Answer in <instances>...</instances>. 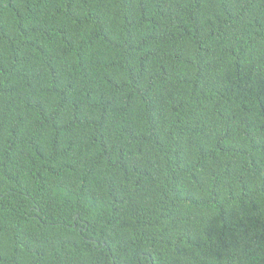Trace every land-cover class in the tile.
I'll return each mask as SVG.
<instances>
[{
	"label": "trees",
	"instance_id": "obj_1",
	"mask_svg": "<svg viewBox=\"0 0 264 264\" xmlns=\"http://www.w3.org/2000/svg\"><path fill=\"white\" fill-rule=\"evenodd\" d=\"M0 264H264V0H0Z\"/></svg>",
	"mask_w": 264,
	"mask_h": 264
}]
</instances>
